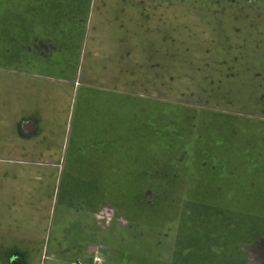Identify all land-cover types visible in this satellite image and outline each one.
<instances>
[{
  "label": "rangeland",
  "instance_id": "obj_1",
  "mask_svg": "<svg viewBox=\"0 0 264 264\" xmlns=\"http://www.w3.org/2000/svg\"><path fill=\"white\" fill-rule=\"evenodd\" d=\"M130 3L134 22L126 27L131 33H123L126 40L118 43L122 59L117 58V75L106 73L104 59L94 55L104 51L105 43L93 51L79 41H59L43 43L53 49L46 51L38 77L22 71L36 66L41 43L30 39L33 26L25 28V36L15 20L33 17V8L26 5L19 11L17 0H0V119L34 120L38 135L29 142L51 150L39 156L47 165L37 167V178L25 184L18 206L35 211L30 189L41 190L44 228L51 207L62 205L66 197L60 187L63 173L104 138L112 152L106 155L111 166L106 177L119 183L133 179L138 152L145 150L137 131L147 134L157 160L167 161L163 170L153 171L154 184L145 189L149 198L155 194L156 204L170 191L167 180L186 177L207 183L212 178L213 126L233 119L229 115L240 121L264 116V0H95L94 17L130 18ZM110 120L116 127L108 131ZM4 141L8 139L0 137V146ZM10 141L25 145L21 136ZM124 155L127 178L120 165ZM61 161L67 163L64 170L52 167Z\"/></svg>",
  "mask_w": 264,
  "mask_h": 264
},
{
  "label": "crops",
  "instance_id": "obj_2",
  "mask_svg": "<svg viewBox=\"0 0 264 264\" xmlns=\"http://www.w3.org/2000/svg\"><path fill=\"white\" fill-rule=\"evenodd\" d=\"M133 4L130 18L105 20L94 17L95 0H17L16 10L23 11L26 5L33 8V17L15 19L24 28L23 35L28 25L33 26L30 39L41 43L36 66L22 72L41 77L46 51L53 49L43 43L79 41L93 51L105 43L104 51L94 55L104 59L106 73L117 75V58L122 59L118 43L126 40L123 33H131L126 27L134 22ZM229 117L233 119L226 117L211 131L209 182L186 177L167 180L170 191L156 204L152 202L155 194L149 198L145 193L153 178L141 188L130 178L108 182L107 160L112 152L104 138L61 173L60 187L66 197L62 205L56 202L51 207L45 228L41 190L30 189L35 193V211L24 212L18 206L25 184L37 178V167L47 165L39 156L51 150L29 142L38 135L34 120L4 123L0 119V137L8 139L0 146V264H86L98 253L105 264L264 263V116H247L252 120L246 121ZM105 126L111 131L116 121ZM190 133L193 139L194 131ZM16 136L24 139V146L10 141ZM120 165L126 169L122 161ZM53 166L64 170L67 163ZM126 186L131 187L130 194L124 192ZM170 187H174L172 195ZM24 218L32 220L28 224Z\"/></svg>",
  "mask_w": 264,
  "mask_h": 264
},
{
  "label": "trees",
  "instance_id": "obj_3",
  "mask_svg": "<svg viewBox=\"0 0 264 264\" xmlns=\"http://www.w3.org/2000/svg\"><path fill=\"white\" fill-rule=\"evenodd\" d=\"M137 132H138L137 133L138 137L142 138L143 140V146L145 147V150L141 149L142 151L138 152V155H137L138 170L132 171V173H133V179L137 181V183L139 184V188H141V185H145L148 179L151 180L150 176L153 175V171L155 169L160 168L159 170L161 169L163 170V168L167 164V161L163 157L162 159L160 158L159 160H157L158 153H156L155 150H152L150 139L147 136V134L144 131H137ZM151 139L152 141L154 140L153 137H151ZM122 162L123 164H126L125 155L122 159ZM122 171H123V177L127 178V176H129L128 169H125V170L123 169ZM130 188L131 187L126 186L124 188V192H126V194H130L131 193ZM170 188H171V195H172L174 193V187H170ZM234 263L237 264V260H235Z\"/></svg>",
  "mask_w": 264,
  "mask_h": 264
},
{
  "label": "built area",
  "instance_id": "obj_4",
  "mask_svg": "<svg viewBox=\"0 0 264 264\" xmlns=\"http://www.w3.org/2000/svg\"><path fill=\"white\" fill-rule=\"evenodd\" d=\"M98 256H95L91 261L90 263H86V264H105V261L103 259V256L102 254H97ZM100 255V256H99ZM74 264H84L82 262H76Z\"/></svg>",
  "mask_w": 264,
  "mask_h": 264
}]
</instances>
